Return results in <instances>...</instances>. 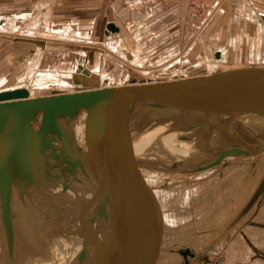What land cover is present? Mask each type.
Here are the masks:
<instances>
[{"label":"water","instance_id":"1","mask_svg":"<svg viewBox=\"0 0 264 264\" xmlns=\"http://www.w3.org/2000/svg\"><path fill=\"white\" fill-rule=\"evenodd\" d=\"M109 31L119 32V28L108 22ZM78 60V73L90 76L92 71L81 64L85 59L79 56ZM69 81L77 85L80 77L77 74ZM85 86H78L72 92L33 97L27 87L1 90L0 156L12 141L17 147V154L27 160L26 153L35 145L34 134L38 130L34 123L38 124V131L44 133L43 125H49L53 131L60 117L67 116L69 121L75 122L80 114L85 113L87 131L92 128L90 123L93 120L100 127L98 139L102 148L97 150L96 156L103 161L107 159L106 149L112 138L124 137L134 145L136 134L141 130L136 125L138 120L145 118L151 123L161 117L154 110H168L165 123L178 124L179 127L174 125L175 129L189 130L192 128L189 116L203 107L206 110L202 115L200 133L190 150L181 159L173 161L169 177L161 182L150 204L140 210L121 244L97 262L192 264L199 257L198 235L207 216H203V211L209 213L216 200L224 194L226 189L221 187L228 178V168L238 166L240 158L264 152V134L247 123L249 118L264 120V65L226 67L208 75L150 83L135 82L104 88ZM114 103L120 106L127 127L112 137L106 123L97 114L101 107L106 109ZM147 121L145 124H148ZM24 130L27 132L22 135L21 142L26 146L18 139V133ZM59 135L56 133L54 136ZM73 137L72 131L71 141ZM37 142L45 144L44 137L40 136ZM91 149L94 158L95 148ZM137 158L135 161L139 164ZM249 164L247 161L246 166ZM97 171L98 174L101 172ZM129 178L134 180V173ZM230 187L229 184L227 188ZM1 193L3 198L6 197L2 189ZM7 201L13 204V198L7 197ZM100 213L103 215L104 212L100 210ZM203 260L209 261L207 258Z\"/></svg>","mask_w":264,"mask_h":264},{"label":"rangeland","instance_id":"2","mask_svg":"<svg viewBox=\"0 0 264 264\" xmlns=\"http://www.w3.org/2000/svg\"><path fill=\"white\" fill-rule=\"evenodd\" d=\"M193 1L194 0H177L176 3L174 4V7H176V9L180 8L182 10L181 14H182V16H184V18L182 20L184 22V25H183L184 33L181 34V32H180L179 34H181L180 37L182 38V40H181L182 42L185 40V38L183 37V34L184 35L187 34L188 39H187V41L185 40L186 48L185 49L180 48L179 52L182 51L181 54L178 55L176 59L173 58L172 60L169 59L168 56L161 58L162 60H159L160 58H157V56L149 57V62L144 64V67H142L140 65V67L145 68V69L140 70V68H138V67L136 68V66L133 67L134 65L132 66V64H130L129 67H131V72L129 73L130 77L128 78V80H126L127 82L135 83V80H136V82H138V81L144 82L146 80H150L151 73L152 72L154 73V70L156 68L161 67L160 65L164 66L165 64H171L172 61H175V62L177 61L175 64L178 67V71H179L178 75L184 73V74H190L192 76L193 74H203V73L207 72L205 65L203 66L204 55L206 54V56H207L208 54L210 55L212 53L213 49H211V48L214 46V44L221 43L220 45H222L224 42H226V41H224V39L226 37L224 38L222 35L225 31H226L225 34L229 33L228 23H229V21L232 20V16L234 15V13L237 9L236 8L237 6H235L234 4H238V5L240 4V6L242 4L244 5V6H241V9L243 7V9H242L243 14H244L246 9H252L255 12L264 10V0H261V2H258L255 0L254 1H251V0L250 1L249 0H233L234 3L232 2V0H227V1H225L226 3L224 4V6L226 7L225 10H226V12H228L227 15H225V14H223V12L219 11L214 16H212L213 18L211 17L208 19L207 14L213 13V10H214L213 3H210V2H212V0H197L198 2L196 4L192 5ZM59 2H61V0H44V1L43 0H41V1H39V0H0V14L1 13L4 15H11V14H16V13L31 14V13H35L34 10L37 9L36 6L38 4L40 5V3H42L45 5V3H47L51 8L48 9L45 7L47 10L46 9L44 10V7H42V10L39 9L38 12H40L41 14H48V16H50L48 19V26H50V30H51V28H53L52 30H55V29H58L61 27V21H63V20H61L62 19L61 15H63L66 12L69 17H74L76 14V13L74 14L72 11H65L64 9H63V11L60 10L59 7L64 5V0H62L60 6H58ZM67 2H68V0H67ZM34 3H35V5L32 6L31 11L25 12V13L21 12L22 9H25ZM53 3H55V4H53ZM163 4H165V3H163ZM61 8H63V7H61ZM65 9L69 10L68 8H65ZM146 9L148 10L149 8L147 7ZM221 14L225 15V18H224L225 21H224V19H222V21H221V18H222ZM243 14H240V15L242 16ZM220 16H221V18L219 20L216 19L217 17H220ZM105 19L103 16L101 23ZM250 24L254 26L253 23H250ZM64 25H63V27H61L62 29H64V27H66V25L68 26L69 24L66 23ZM245 26L248 28V25L246 24V22H245ZM245 26H244L243 20H241V22L236 21V24H234V26L231 29H233L235 27V30H237L238 34L241 35V30H244ZM26 29H27V27L22 26V28L20 29L21 31L20 30L16 31L18 33H15V34H4L3 33L2 39H0V54H3V52H4L5 56L7 57L6 71H7L8 78H9V82H7V78H5V77L1 78V79H3V81L4 80L5 81L3 84L0 83V89H3L4 87L8 88V87L18 86V85L23 84V82L25 81L23 79L27 76L26 74H27L28 70H30V69L34 70V72H35L39 68L40 70H43L42 73H50V72L55 71V70L56 71L60 70L61 72L62 71H70L71 68L74 66L75 52L76 51L74 49H69V48H68L69 51H67L66 48H63V46L58 47V48H53V47L48 48L45 51V53H42L41 50L38 49V50H36L37 52L34 55H32V58L27 59V57H25V59H22L20 61V59H19L20 56L18 57V53L19 52L22 53L24 51V49H20V48L26 46L25 44H23L21 42V41H26L25 39H22V38L28 37V35H25V34L22 35V33L26 32ZM59 30H61V29H59ZM221 30H223V33L219 32V38L222 36V38H224V39L221 38L222 39L221 42H219L217 38L216 39L214 38L213 40H211V38L209 37L208 34L210 33V35H214L216 32L221 31ZM253 32H254V30L252 27L250 30V33H251L250 35L254 36ZM220 33H221V36H220ZM79 35L80 34L78 33L77 34L78 38H76L77 40H79V38H80ZM19 36H21V38H19ZM207 37H208V40H207V43H205L204 40ZM38 38H39V40L41 39V37H38ZM57 38H58V40H63L62 41L63 43H68V42H73V41L76 42L77 41L76 39L66 40V37H61V35ZM57 38H55V40H57ZM61 38H63V39H61ZM46 39L54 40L53 37H48ZM46 39L42 38L40 41H44ZM227 39H228V37H227ZM227 39H225V40H227ZM256 40H257V38H255L253 44L256 43ZM79 41L83 42L82 38H80ZM200 42H201L200 47L202 46L203 48H205V49H203V51L206 52L204 54L202 53L203 52L202 49H201V51H199V49H196L197 48L196 43L198 44ZM105 43H106V40H105L104 44H102V48L104 47L105 49H108V47L106 46ZM204 43H205V45H204ZM29 47L30 46H27V48L25 50L27 51ZM138 47L141 48L140 45H138L136 48H138ZM15 49L16 50L19 49V50L16 51ZM13 50L15 53L17 52V54H13L14 53V52H12ZM233 50H236V52L241 53L238 50V48H235ZM81 51H86V50H81ZM9 52H11L12 54L11 53L8 54ZM152 53H154V51H152ZM85 54H87V53H85ZM92 55L90 56L91 59H90L89 63H88L89 54H88V58L86 57L87 58L86 59V66H88L89 68H91V67L95 68V65H94L95 62L92 59L93 58ZM116 58L117 57L113 58V60H111L109 57L105 58L106 63H107V66H106L107 70L106 71L104 70L105 69L104 67H101L103 70H100L99 68H97L100 71L109 72L111 74L113 82H119L121 72H123L125 65H128V64L124 63V61H122V59L119 58L120 61H118ZM168 59L170 61H166ZM234 60H235V58L233 56V59L231 61H234ZM102 61H101V63H102ZM100 66H102V65H100ZM172 68H175V66L174 67L172 66ZM142 70H144L146 73L148 72L147 74H149V75H146V73H144V71H142ZM133 72H136V73L134 74ZM35 73L37 74V72H35ZM23 75H25V76L22 79L21 77ZM123 80H125V79L123 78ZM19 81H21V82H19ZM98 86H99V83H97L96 85H91V86H87V87L85 86V88H88V87L92 88V87H98ZM81 87L83 88L84 86H81ZM73 90H76L75 86L65 87V89H62L61 91L59 89L49 87L48 89L40 90V92L38 94L39 95L60 94V92L62 93L63 91L72 92ZM203 114H204V110H202V112H200V113H199V111H197V113L195 115H193L192 117L203 121V117H202ZM78 118H79V116H78ZM78 118L76 120H78ZM157 120H159V119H157ZM157 120H155V121H157ZM76 123H77V121H76ZM20 139H19V141L21 142L23 140V138H20ZM11 143H12V141H10L8 143L9 145L6 148V149H8V153H7V150H5V152L2 154V158H1L2 160H0V176L2 177V181L6 185V188L9 191V193H12L13 196L16 195L14 197V199L16 201L13 200V205H14V210H15V217L17 219L16 220L17 224H18V226H20V228L22 230V231L20 230L22 233L21 235L23 236V234L25 233V236H23V238L21 236V239L19 242L21 257L23 258V261L25 264H33L32 259L39 260L38 264H82V262H86V261H92L91 263H94L95 262L94 260H96V258H100L101 260L106 258L107 255L110 254L109 252L99 254L98 256H95V254L98 251H109V250H111V246H112L111 244H113V240H112V238L109 237V239H108V237H105V236L102 238V231H104L105 229L95 227L94 225H91V226L94 227L95 230H93V229L92 230L95 231V234L97 233L96 237H98L100 239V241L97 242L101 246L100 249L95 246L94 251L90 249L87 252L88 246H86V244H85L87 239L83 238L81 240V242L84 246L82 247V249L76 251V252H78V258H74V255L76 253L67 254V256L62 255L61 252L59 253L53 245H49V246H47V248H48L47 252L50 253L51 257L56 256L53 258V260H55V262H53V263L48 258H42L39 256L37 257V256L32 255L34 252L33 246H31V247L28 246V239L26 236L31 231L33 233H35L36 230L37 231L43 230V231L47 232L46 236L48 237L49 235H51V233H52L51 231L54 230L53 233H56V236L59 237L60 235H58V233H57L59 231L52 229L54 223H52V226H47L46 223H48L50 221L52 222L53 219L55 220L56 218L60 217L61 215L68 218L69 222L72 224V225L66 224V226H68L70 228H67V229L64 228L65 235L71 236L69 234H71L72 230H75L76 225H77V221L72 217L71 210H70L71 208L68 207L67 205L75 202L73 204H75V205L78 204V207H79V208L76 207V209H75L76 215L84 214L81 209H84L86 207L87 203L80 201L82 198L81 196H85V195L92 193L94 191V192H96L97 195H95L94 197L91 198L92 203L94 204L97 201L98 202L97 204H101V206H104L103 199L101 198V195L99 194L100 188L102 190L104 189L103 192L109 196V199H108L109 204L111 203L112 205H115V202H116L115 207H112V212H113V214H115V209H116V213L118 214V218H119V222H120V229H121L122 233H124V231L128 230L129 229L128 227L138 218L140 210L146 208L150 204L151 200L153 199V195L155 193H157V191L159 190V187L162 184L161 182H163L164 180L167 179V177H169V168L171 167V164H172L170 161V163L167 166H158V165L157 166H154V165L148 166V165H146L147 161H145V159L142 158L143 160H140L141 166L142 167L148 166L150 168L153 167L152 171L142 169L139 167L136 168L133 166H128L126 169H124L125 171L123 172L122 176L116 177V178L111 179V180L109 179V181H105L98 186H94L93 188H90L89 191H85V192L82 190L79 191V190H77V188L71 189V188H69V186H66V185L71 186V184L65 183V184H62L64 187V193L63 194H61V195L58 194V195H55L51 198H48L47 195H49L51 193L57 194L58 191H56V190L50 191V190L45 188L47 185L51 186V182H48L42 176L41 172L39 173V168H37L35 166L34 161H32V159L30 158L29 155H27V153H26V157L28 158L27 160L21 158L17 154L18 152H16L17 151L16 145L12 146ZM53 143H56L58 146L62 147L61 142L53 140ZM20 144L24 145L23 142H21ZM49 145H51L50 142H49ZM35 151H36V149H35ZM41 151H42V154H39V157L44 159L43 160L44 166L48 170V172L50 173V171H51L50 174H52V175L54 174V177H56L57 179H65L64 177H65V175L67 176V174L63 175L64 173L60 172L61 169L58 166V164L55 162L56 160L53 157H51V155H49L50 157L48 155H46V151H44V150H41ZM178 151L179 150H177V152ZM10 152H13L14 154L13 153L10 154ZM92 152L93 151L86 149L78 157H75L73 159H69L67 161V165H68V167L73 168L70 170L79 171V170L84 169L86 167H89V168L94 167V165L95 166L104 165L105 160H103V161L98 160L95 151H94L95 155L93 158ZM12 160H14V161H12ZM78 160L81 162L79 163ZM238 160L241 163L238 166L234 165L235 167H231V168L229 167L227 170L228 171L227 174L234 173L236 176L241 167H244V168L248 167V166H246L247 161L252 163V164H255V168L252 170V173H251L252 176L250 179V181H251L250 190H252V194H253L258 189V185H260V188H259L260 196H259V198L258 197L255 198L254 202H249L250 199L249 200L247 199L242 203L241 209L243 210V212H241V215H239L241 219L240 218L237 219L236 217L235 218L231 217L227 221V223L225 225V229H223V231L221 230L220 232H218L216 237H214L215 239H213V243H211L210 246H207L206 249L199 255L200 258H202V259H200L201 261L199 262V264H237L235 262L236 259H233V258L227 259V256H225V258H224V255H223V253L227 249L225 247H228L226 245L225 241L226 240L228 241V240L233 239V238H237L241 241V244L239 243L238 249L236 250V252L240 253L241 254L240 257L243 258L242 264H264V214H263L264 211L263 212L261 211L262 213H259L260 210L262 208H264V155H262V156L256 155V156L252 157L251 159L244 157V158H240ZM135 170H136V172H135ZM131 173H134V180L129 178ZM19 176H21V178ZM151 176L152 177L153 176H160V178H158L159 180H156L154 178L151 179ZM100 178H101V176H99V175H94V176L90 175V176H86V177H81L80 180L77 181V183L80 184V183H83L86 181V183L91 184V183H94L95 181L99 180ZM15 180H18V181H15ZM89 180H92V181H89ZM131 180L133 182H131ZM234 180H235V178H234ZM236 180L237 181L233 183L234 185L237 182L240 183V181H238V179H236ZM41 181L45 182V184H46L45 187H40L37 185L38 183H41ZM229 182H230V180H229ZM28 183H30V186H28ZM18 185H20V186H18ZM33 186H34V188H33ZM227 186H226V183L222 184L221 188L226 189L224 194L226 193L227 190H229V188H227ZM31 187H32V189H31ZM27 190L32 192L33 193L32 196H34V197L30 198L28 196L29 192ZM109 192H110V194H109ZM216 192H218V191H216ZM116 197H117V199L119 197L118 202H117ZM111 200H112V202H110ZM19 207H21V208L23 207V208L21 210H19ZM98 209L103 210L100 207H98ZM247 210H252V212H251L252 214H249L247 212ZM204 211H207V210H204ZM246 212H247V214H246ZM90 215L95 216V215H93V212H91ZM24 217H25V219H28V222H29L28 226H24V224L22 222ZM34 217H35V219H33ZM41 218L45 221V223L38 224V223H40ZM120 218H122V221H120ZM31 219H32V221H31ZM95 223H97L96 226H100L103 224V223H101V220L99 219V217H97L94 220L93 224H95ZM233 223H235V224H233ZM113 225L114 224H112V226ZM227 226L229 228V230H228L229 232L224 234L223 232L226 230ZM50 229H51V231H50ZM85 230H87V229H85ZM60 233L63 235L64 232L61 230ZM83 233H84V236L88 234V232H83ZM122 233H121V235L124 236ZM89 235H90V233H89ZM151 235H153V234H151ZM34 236H36L37 240L43 239L41 236H39V233H36ZM243 237L245 238L246 241L244 239H242ZM224 238H226V240H223ZM44 239L47 240L46 237ZM88 240H91V239L88 238ZM106 241H107L108 245L106 244ZM102 243L105 244L106 246L104 247V245ZM77 249L78 248H75L74 250H77ZM79 252H84V254H90L92 256L91 257H86L88 255H84V256L82 255L81 256L79 254ZM58 253H59V256H57ZM204 258L209 259V262L206 260L204 261L203 260ZM101 260H99V261H101ZM73 261H74V263H73Z\"/></svg>","mask_w":264,"mask_h":264},{"label":"bare ground","instance_id":"3","mask_svg":"<svg viewBox=\"0 0 264 264\" xmlns=\"http://www.w3.org/2000/svg\"><path fill=\"white\" fill-rule=\"evenodd\" d=\"M225 1L227 0H220L219 8L213 13V16L219 11L222 12L223 10H225V6H224V4L226 3ZM234 5L237 6L236 7L237 9L234 15L232 16V20L231 21L228 20L229 33L225 34L226 32L225 31L222 35L224 38L226 37L225 39H227V37L228 39L225 40L222 37L219 38L218 32H216L214 35L209 34L211 40L217 38L219 42H221L222 39H224V41L226 42H224L222 45H220L221 43L214 44V46L211 48L213 49V51L211 50L212 53L210 55L208 54L207 56L206 54L204 55L203 66L205 65L207 72L203 74H193L192 76L208 75L211 73L221 71L223 70V68H226L227 66L237 68V66L264 65V10L255 12L252 9H246L243 14L242 11L243 7L241 9V6L244 5L243 4L241 6L240 4L239 5L234 4ZM36 7L37 9L34 10L35 13H31V14L4 15L1 13L2 15H0V24H1L0 34L3 33L15 34L18 33L16 32L17 30H20L22 26H25L27 27V29L26 32L22 33V35L23 34L28 35L29 38L41 37L43 39H46L48 37H53L55 40V38L59 37L60 35L61 37H66V40L78 38L77 37L78 31L71 24L64 27V29L61 28V30L51 31L50 26H48V17H49L48 14H41L40 12H38L39 9L42 10V7L46 9L47 8L46 4L44 5L40 3V5L38 4ZM240 14H243L244 16L242 15L243 16L242 17ZM241 20H243L244 26L246 22L248 28L245 26V29L241 30V35H240L238 34V31L235 30V27L233 29L231 28L234 26V24H236V21L241 22ZM250 23H253L255 26V35L257 38L256 44H253L251 42L252 39L251 37L249 38L248 36L249 34H247L246 32L248 31L247 29L251 27ZM79 40H77V42ZM109 40H106L105 43L108 49L111 48L112 50L115 51L116 49H118L116 52L123 58V59L121 58L122 61L128 64L125 65L123 72H121L119 82H113L111 74L109 72H103L97 68H92V67L89 68L92 71V74L90 76L82 75V73H78L74 65L70 71H62V72L60 70L59 71L55 70L50 73H42L43 70H40L38 68V70L35 71L37 72L36 74L34 70L30 69L28 70L26 74L27 76L24 79L23 77L25 75L21 77L23 80H25L23 84L8 88L27 87L30 91V96L33 97L35 95H39L38 93L40 92V90L48 89L49 87L56 88L61 91L62 89H65V87H69V86L70 87L75 86L77 89L78 86L80 87L84 85L91 86V85H96L97 83H99L98 87L100 88H104L106 86H121L122 84H130V82L126 81L130 77L129 73L131 72V67H129V65L132 64V66L134 65L133 67L136 66V68L138 67L140 68V70L145 69L142 67H144V64L149 62L148 54L144 52L140 47L131 49L132 51L130 50L131 52H129L128 50L122 48L124 46H120L118 48L117 45H114L113 41H109ZM207 40L208 37L204 40L205 43H207ZM59 41H63V40H59ZM200 43H198L199 46ZM122 45L124 44L122 43ZM235 48H238V50L241 53L236 52V50H233ZM196 49H199V51H201L202 49L203 51L204 48L201 46ZM85 53L87 52L80 51L81 54L80 56L83 57V59H85V61L83 60L84 62L81 63L84 66H86V57H88V54ZM129 53H131V55H129ZM202 53L204 54L206 52L203 51ZM233 56L235 60L231 61L233 59ZM176 62L172 61L171 64H165L164 66L160 65L161 67L156 69L154 68L155 69L154 73L150 72L151 73L150 80H146L144 82L150 83V81L155 82V81H164V80H174L182 77H189V76H185L186 74L184 73L178 75L179 71H178V67L175 64ZM140 65L142 67H140ZM172 66L173 67L175 66V68H172ZM133 73L135 74L136 72ZM144 73L146 72L144 71ZM147 73L146 75H149ZM77 74L80 77V81L76 85L70 82L69 79H73V76ZM123 78L125 80H123ZM4 81L3 79H0V83L3 84ZM137 83H142V82L138 81ZM4 88L7 89V87ZM4 88L0 89V91L4 90ZM103 108L104 107H101L98 110L97 115L98 117L104 120V122L106 123V127L108 128H106L105 125L104 127L110 131L112 137L113 134L117 132L121 133L122 129L127 127L126 126L127 123H125L124 119H122L121 116L122 110L120 106L117 103H114V104H110V106L107 107L106 109ZM202 110H206V109L202 107V108H198L197 111H199L200 113L202 112ZM154 111L156 115L162 117H160L159 120L157 121H151V123H149V121H147V119L145 118L144 119L140 118L138 120V124L136 125L140 126L141 130L136 134V137L134 139L135 140L134 145H131V143L129 144V141H127L124 137L122 139L112 138L111 143L110 142L108 143L106 149L105 156H107V159H105L104 165H97V166L94 165V167H90V168L86 167L79 171H74V170L72 171L70 169L73 168H70L67 165V161L69 159L78 157L86 149L92 151L91 148H95L94 151L97 152V150L102 148L99 141L100 139H98L100 127L97 126V124H95L93 120V122L90 123V127L92 128L90 129V131H87V127L85 124L86 121L85 113L80 114L78 120H76L77 123L76 121L74 122L73 120L69 121L67 116L60 117L59 122L57 121L54 126V128H56L57 130L53 129L52 131L49 128V125L46 126L43 125L44 133L38 131L39 126L37 123H34L35 128L38 129L37 130L38 133L36 132L34 134L35 145L31 148L30 152H27V150L25 151L28 153L32 161H34L35 166L39 168V173L41 172L42 176L48 182H51V184H53L54 186L55 185L60 186V184L69 183L71 184V186H74V188H77L78 190H90V188H93L94 186H98L105 181H109V179L111 180L116 177L122 176L123 172L125 171L124 169H126L128 166L153 170V167L150 168L148 166L150 165L167 166L170 163V161L171 163H173L174 160H179L181 159L182 156L186 155V153L190 150L193 142L195 141V138L200 133L202 120L189 116L188 119L189 121L191 120L190 124H192L191 129L189 130L182 128L175 129L174 125H178V124L171 125L168 122L167 123L164 122L166 116L169 115L168 110L156 109ZM146 121L148 124H145ZM247 121H248L247 123H249L252 128L254 127L258 129L260 132L262 131V133L264 134V120L260 118L257 119L249 118L247 119ZM255 121L258 123H255ZM141 122L143 124H141ZM40 124L41 121L39 125ZM50 131H52V133L54 134L50 133ZM72 131L74 136L73 141L70 140V132L72 133ZM26 132L27 130L20 131V133H18V139L22 138L23 137L22 135L25 134ZM56 133H60L59 135L60 137L54 136ZM40 136L44 137L45 144H40L37 142ZM53 140L61 142L62 147L58 146L56 143H53ZM49 142L51 143V145H49ZM11 144L12 146L15 145L13 142ZM24 145L26 146V144ZM131 147L134 150H132ZM40 149L46 151V155L48 156L51 155V157H53L56 160L55 162L58 164V166L61 169L60 172L64 173L63 175L67 174V176L65 175L64 177L65 179H57L56 177H54V174L53 175L50 174L51 171L50 173L48 172V170L44 166V162H43L44 159L39 157V154H42V151ZM6 150L8 153V149ZM177 150L179 151L177 152ZM131 151L133 152L132 154ZM12 153L13 152H10V154ZM1 158L2 155L0 156V160H2ZM135 158L138 159L139 164H137ZM142 158L145 159V161H147L146 164L148 165L147 167L141 166L140 160H143ZM247 158L251 159L252 157H247ZM80 162L81 161H79V163ZM251 165L253 166L255 164L251 163ZM98 169L101 170L99 174L97 171ZM90 175L91 176L99 175L101 176V178L91 184L86 183V181L80 184L77 183V181H79L81 177H86ZM21 176L19 177L21 178ZM1 189L5 193L6 197L4 198L2 197ZM52 190L55 191L56 189H52ZM28 192H29L28 196L30 198L34 197L32 196L33 195L32 192L30 191ZM7 197H10V199L13 198V200H15L13 194L9 193V191L6 188V185L2 181V177L0 176V264H25L23 258L21 257L20 246L18 245L19 239L15 229L16 226H15V219L13 217L12 203L11 202L9 203L7 201ZM32 260H33V264L39 263V260L36 259H32Z\"/></svg>","mask_w":264,"mask_h":264},{"label":"crops","instance_id":"4","mask_svg":"<svg viewBox=\"0 0 264 264\" xmlns=\"http://www.w3.org/2000/svg\"><path fill=\"white\" fill-rule=\"evenodd\" d=\"M176 1L177 0H68L67 2V0H64V5L61 6L63 8L59 7L60 10L63 11L64 9L65 11H72L74 14L75 13L76 14L74 17H69L66 12L63 15H61L62 17L61 20H63V21L60 20L61 27H63V25L66 23L71 24L76 30H78V33L80 34L79 37L82 38L83 42L76 41V42L63 43L62 41H59V40L46 39L44 41H40L42 38L39 40V38L37 37H32V38L24 37L22 39H25L26 41H21V42L25 44L26 46L20 48V49H24V51L22 53L18 51L19 52L18 57L20 56L19 59L21 61L22 59H25V57H27V59L32 58V55H34L37 52L36 50L38 49H40L42 53H45V51L48 48H52V47L58 48V47L63 46V48H66L67 51H69L68 48L74 49L76 51L75 61H74L75 69L78 65V61H79L78 57L81 55L80 51L86 50L87 54H89V58L87 57L88 63L90 62V59H91L90 56L93 54L92 59L95 62L94 64L95 68H99L100 70H103L101 67H104L105 68L104 70L106 71L107 70L106 68L107 63L105 59L106 57H109L111 60L117 57L116 59L118 61H120V59L122 58L116 52L118 49H116L115 51V50H112L111 48L109 49H105L104 47L102 48V44H104L105 40L110 39L109 41H113L114 45H117L118 48L120 46H124L122 48L128 50L129 52L132 51L131 49H134L138 45H140L142 50L148 54V58L152 56H157V58H160L159 60H162L161 58L168 56L169 59L172 60L173 58H176L178 55L181 54L182 51L179 52L180 48H184V49L186 48L185 40L187 41L188 39L187 34L185 35L183 34V37L185 38V40L183 42L181 41L182 38L180 37V35L184 33V27H183L184 22L182 21L184 16H182L181 14L182 10L180 8L176 9V7H174V4L176 3ZM251 1H254V0H251ZM255 1L261 2V0H255ZM61 2H59L58 6H60ZM33 5H35V3L31 4L25 9H22L21 12L25 13V12L31 11ZM46 7L48 9L51 8L48 4L46 5ZM147 7L149 8L148 10L146 9ZM65 8H68L69 10H66ZM222 12L225 15H227L228 13L226 12V10H223ZM16 14H21V13H16ZM16 14H11V15H16ZM225 15L221 14L222 18L220 16V17H217L216 19L219 20L221 18V21H222V19L225 18ZM103 16H104V19L105 18L106 19L102 21L101 23ZM108 22H113L114 24H116L117 27L119 28V32H115V33L111 31L107 32ZM61 27L55 30H59L61 29ZM252 27L254 30L253 32L254 36L250 35L251 34L250 30ZM52 29L53 28H51V30ZM247 30L248 31L246 32L247 34H249L248 35L249 38L251 37L252 39L251 42L254 43V40L256 38L255 26L251 25V27ZM180 32L181 34H179ZM219 32L223 33V30L218 31V33ZM2 36L3 34H0V39H2ZM19 38H21V36H19ZM122 43L124 45H122ZM27 46H30V47L26 51L25 49L27 48ZM199 47H200L199 44H197V48ZM152 51H154V53H152ZM12 52H14V50ZM10 53L11 52H9L8 54ZM13 54H17V52L16 53L14 52ZM129 55H131V53H129ZM0 57H1L0 58V79L5 77L7 78V82H9L8 74L6 71L7 57L5 56L4 52L3 54H0ZM169 59L166 61H170ZM87 68L89 69V67ZM185 76H191V75L186 74ZM262 155H264V152L259 154V156H262ZM254 168H255V165L252 166L250 163L248 167L246 168L241 167L236 176L234 173L227 174L228 178L225 181L226 186L230 184L231 187L229 188V190L226 191L224 195H222L221 197H219V199L216 200L212 208L209 210V213L207 211H203L204 212L203 215L204 216L207 215V216L201 225L202 227L199 230L198 256L206 249L207 246H210V244L213 243V239H215L214 237H216L218 232H220L221 230L223 231V229H225V225L231 217H234V218L236 217L237 219L240 218L239 215H241V212H243V210L241 209V205L245 200L250 199L249 202H254L255 198L257 197L259 198L260 185H258V189L253 194H252V190H250V183H251L250 179L252 176L251 173ZM146 170L152 171L150 169H146ZM153 178L156 180H159L158 178H160V176H153V177L151 176V179ZM236 179H238L240 183L237 182L234 185L233 183L237 181ZM229 180L231 183L229 182ZM37 185L40 187H45L46 184L45 182L41 181V183H38ZM28 186H30V183H28ZM66 186H69V188L74 189V186H70V185H66ZM45 188L50 191L52 189H56V191H58L57 194L51 193L47 195L48 198H51L58 194L61 195L64 193V187L62 184H60V186L58 185L54 186L53 184H51V186L47 185ZM82 191L85 192L89 190H82ZM103 191L104 189L103 190L101 188L99 189V192H100L99 194L101 195V198L103 199V203L105 207L101 206V204H97L98 203L97 201L94 204L92 203L91 198L97 195L96 192L94 191L85 196H81L82 198L80 201L87 203L86 207L84 209H81L85 215L84 214L76 215L75 209L76 207H78V204L77 205L73 204L75 202L67 205L68 207L71 208L70 210H71L72 217L77 221L75 230H72L71 234H69L71 236L65 235L64 228L65 229L70 228L66 226V224L68 225H72V224L69 222L68 218H66L63 215L56 218L55 220L53 219L52 222L50 221L46 223L47 226H52V223H54L52 229L59 231L57 232L58 235H60L59 237L56 236V233H53L54 230L51 231V229L50 231L52 233L48 237L46 236L47 232L43 230L42 231L36 230L35 233H33L32 231L29 232L28 235L26 236L28 239V246L29 247L33 246V251H34L33 254L31 252L30 253L37 257L39 256L42 258H48L53 263L55 262L53 258L56 256L51 257L50 253L47 252L48 251L47 246L53 245L59 253L61 252L62 255L67 256V254L76 253L74 255V258H78V252L76 251L82 249V247L84 246L81 242L83 238L87 239L85 243L86 246H88L87 252L90 249L94 251L95 246L100 249L101 246L100 244L97 243L98 241H100V239L96 237L97 233L95 234V231H93L95 229L91 225H94L95 227H99L101 229H105L104 231H102V238L105 236V237H108V239L110 237L113 240V244H111L112 245L111 250L98 251L96 252L95 256H98L99 254H103L107 252L111 253V251L115 250L121 244V241L123 240L127 230H125L124 233H122L120 229V222H119L118 214L116 213V209H115L116 215L113 214L112 212V207H115L116 202H115V205H112L111 203L109 204L108 203L109 196ZM217 193L218 192H216V194ZM15 196L16 195H14V197ZM118 199H117V202H118ZM110 202H112V200ZM98 207L103 209L101 211H103L105 214L103 213L102 215ZM12 208H13V217L15 219V226H16L15 229H16V232L18 234V239H19L18 240V245H19V242L22 236L21 235L22 230L20 226H18L17 224V221H16L17 219L15 217V210H14L13 204H12ZM22 208L19 207V210H21ZM261 211L263 212L264 208H262L259 213H262ZM91 212H93V215L95 216L90 215ZM247 212L249 214H252L251 213L252 210H247ZM97 217H99V219L101 220V223H103L100 226H96L97 223L93 224L94 220ZM33 219H35V217ZM120 221H122V218H120ZM22 222L24 226L29 225L28 219H25V217L23 218ZM42 223H45V221L41 218L40 223L38 224H42ZM112 224L114 225L112 226ZM61 230L64 232L63 235L60 233ZM228 230L229 228L227 226L226 230L223 233L224 234L228 233L229 232ZM83 232H88L87 234L88 236L87 235L84 236ZM36 233H39V236H41L43 239L37 240L36 236H34ZM121 233L124 236H122ZM23 236H25V233L23 234ZM45 237L47 238V240L44 239ZM88 238L91 240H88ZM242 239L245 240L244 237ZM223 240H226V238H224ZM225 242L228 247H225L227 249L223 253L224 258L225 256H227V259L233 258V259H236L235 262L237 264H242L243 258L240 257L241 256L240 253L236 252V250L238 249L239 243L241 244V241L237 238H233L228 241L226 240ZM106 244H107V241H106ZM103 245L104 247L106 246L105 244ZM75 248H78V249L74 250ZM59 253L57 254V256H59ZM79 254L81 256L88 255L86 257L92 256L90 254H84V252H79ZM200 259L202 258H200L199 256L192 264H199V262L201 261ZM99 260L101 259L96 258V260H94L95 261L94 263H91L92 261H86V262H82V264H97Z\"/></svg>","mask_w":264,"mask_h":264},{"label":"built area","instance_id":"5","mask_svg":"<svg viewBox=\"0 0 264 264\" xmlns=\"http://www.w3.org/2000/svg\"><path fill=\"white\" fill-rule=\"evenodd\" d=\"M197 2H198L197 0H194L192 5L196 4ZM219 2L220 0H212V2H210V3H213V6H214L213 13L219 8V5H220ZM213 13L207 14V17L211 18L213 16Z\"/></svg>","mask_w":264,"mask_h":264}]
</instances>
